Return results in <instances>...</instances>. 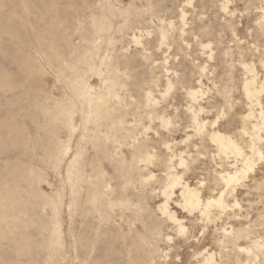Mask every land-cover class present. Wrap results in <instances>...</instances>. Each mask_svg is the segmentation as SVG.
Listing matches in <instances>:
<instances>
[{
  "label": "rangeland",
  "instance_id": "rangeland-1",
  "mask_svg": "<svg viewBox=\"0 0 264 264\" xmlns=\"http://www.w3.org/2000/svg\"><path fill=\"white\" fill-rule=\"evenodd\" d=\"M263 114L264 0H0V264H264Z\"/></svg>",
  "mask_w": 264,
  "mask_h": 264
},
{
  "label": "bare ground",
  "instance_id": "bare-ground-1",
  "mask_svg": "<svg viewBox=\"0 0 264 264\" xmlns=\"http://www.w3.org/2000/svg\"><path fill=\"white\" fill-rule=\"evenodd\" d=\"M191 2H189L188 4H190ZM222 5V4H221ZM226 5V4H225ZM224 6V5H223ZM227 7V6H226ZM224 9V8H223ZM227 10V9H226ZM180 11V10H179ZM181 15V14H180ZM184 20V19H183ZM171 23H172V21H171ZM173 25V24H172ZM184 25L185 24H183L182 26L184 27ZM171 26V25H170ZM181 29H183V28H181ZM183 31V30H182ZM140 32V31H139ZM146 32H148V31H146ZM145 32V33H146ZM138 35H140V34H138ZM142 35V34H141ZM149 36H151V35H149ZM136 38V37H135ZM134 38V39H135ZM150 38V37H149ZM137 41V40H136ZM134 43V42H133ZM138 45H140L139 44V41H138ZM167 60V59H166ZM168 61V60H167ZM156 63V62H155ZM158 63V62H157ZM168 71V70H167ZM166 71V72H167ZM200 80V79H199ZM169 81V80H168ZM262 81V80H261ZM253 82V81H252ZM199 83V82H198ZM247 83V82H246ZM254 83V82H253ZM262 83V82H261ZM167 85V84H166ZM171 86V85H170ZM173 86V85H172ZM246 86V85H245ZM244 86V87H245ZM248 86V85H247ZM258 86V85H257ZM203 87V86H202ZM167 88V87H166ZM169 88H171V87H169ZM172 90V89H171ZM168 91H169V89H168ZM195 91V90H194ZM260 91V90H259ZM205 92V91H204ZM169 93V92H168ZM196 93V92H195ZM245 93H246V96L248 97V98H253V97H255V96H257V94H259L258 93V91L257 90H253V91H250V90H248V89H246L245 90ZM149 94V93H148ZM191 94V93H190ZM146 95V94H145ZM151 95V94H150ZM189 95V94H188ZM192 96V94L189 96V97H191ZM147 97V96H146ZM192 97H194V96H192ZM191 97V98H192ZM190 98V99H191ZM148 99V98H147ZM192 100V99H191ZM199 100V99H198ZM193 101H194V99H193ZM148 102V101H147ZM198 102V101H197ZM257 103V102H256ZM261 105V104H260ZM201 111H202V109H201ZM196 112V111H195ZM249 112V111H248ZM259 112V111H258ZM263 112V111H262ZM200 113V112H199ZM202 113V112H201ZM199 115H201V114H199ZM261 115V114H260ZM264 115V114H263ZM197 116V115H196ZM263 117V116H262ZM261 117V118H262ZM258 119V118H257ZM256 119V120H257ZM264 119V118H263ZM196 122V121H195ZM198 123V122H197ZM205 125V124H204ZM214 125V124H213ZM259 125V124H258ZM201 126V125H200ZM198 127V126H197ZM258 128V127H257ZM200 129V127L198 128V130ZM259 129V128H258ZM258 129H256V130H258ZM263 129V128H262ZM200 131V130H199ZM259 131H260V129H259ZM258 136V135H257ZM256 136V137H257ZM226 137H228V136H226ZM226 137H224V136H222V135H220V134H214L213 135V137H212V140L213 141H216V142H219V144H220V146H221V148L222 149H230L232 152H235V153H233V154H236V153H238V151H237V149H236V147H235V143H233L229 138H226ZM239 147V146H238ZM239 150H241V149H239ZM259 153V152H258ZM257 153V154H258ZM242 154H244V153H242ZM256 154V153H255ZM261 154V153H260ZM238 155V154H237ZM246 155V154H245ZM259 155V154H258ZM258 155H256V156H258ZM239 156V155H238ZM237 156V157H238ZM243 156V155H242ZM240 157V156H239ZM248 157V156H247ZM260 157V156H259ZM241 158V157H240ZM258 158V157H257ZM261 158V157H260ZM262 159V158H261ZM261 159H260V161H261ZM171 160V159H170ZM245 160H246V158H245ZM244 160V161H245ZM259 160V159H258ZM172 161V160H171ZM170 161V162H171ZM179 161H182V160H179ZM250 161L249 160H247V163H249ZM183 163V162H182ZM246 164V163H245ZM180 165V164H179ZM182 165V164H181ZM244 167H246L247 168V166H244ZM243 167V168H244ZM253 167H255V166H253V165H249L248 166V169H246L247 170V172H248V170H251ZM243 170V169H242ZM240 171V170H239ZM251 171H253V170H251ZM238 172V171H237ZM236 172V173H237ZM241 172V171H240ZM250 172V171H249ZM236 173H234V174H236ZM242 173V172H241ZM224 174V173H223ZM222 174V175H223ZM243 174H244V172H243ZM220 175V174H219ZM233 175V174H232ZM246 176V175H245ZM220 178V177H219ZM221 178H223L222 176H221ZM220 178V179H221ZM173 179V178H172ZM223 181H224V183H225V185H224V189H226L225 188V186L226 187H229L232 183H238V179L236 178V175H233V176H230V174H229V176H227L226 178H224V179H222ZM179 182V181H178ZM178 182H177V184H178ZM175 183H176V181H175V179H174V182L172 183V185L170 186V188H173V186L175 185ZM239 184V183H238ZM178 185H180V184H178ZM233 186V185H232ZM183 187V186H182ZM236 187V186H235ZM183 190V192L182 193H180L181 194V196H182V200H184V202H182V204H185L184 206H188V205H191L192 206V208H196V207H198L199 205H200V199L198 198L199 196H198V194L199 193H196V192H193V191H191L190 190V188L189 189H187V188H185L184 189V187L182 188ZM163 190H164V188H163ZM166 190V189H165ZM194 190V189H193ZM224 191V190H223ZM222 191V192H223ZM162 192V191H161ZM167 192V191H166ZM166 192H164L163 193V195L164 194H166ZM161 196H162V194H161ZM167 196V195H166ZM220 196H221V194H220ZM218 197V196H217ZM169 198V197H168ZM223 198V197H222ZM168 200V199H167ZM216 200V199H215ZM222 203V202H221ZM162 204H163V202H162ZM165 204H166V202H165ZM211 204V201H205V207H207V206H209ZM167 205V204H166ZM226 205V204H225ZM165 206V205H164ZM204 206V205H203ZM223 207V206H222ZM219 208V207H218ZM230 208V207H229ZM203 209V208H202ZM205 210V209H204ZM209 210V209H208ZM223 210V209H222ZM211 211V210H210ZM226 211V210H225ZM233 211V210H232ZM161 212H163V211H161ZM203 212V211H202ZM221 212V211H220ZM164 213H165V211H164ZM166 213H167V211H166ZM165 213V214H166ZM171 213V212H170ZM164 216H166V215H164ZM169 221H174V222H176V220L174 219V217L173 216H169ZM219 219V218H218ZM217 219V220H218ZM184 231V230H183ZM183 231H181V232H183ZM227 232V231H226ZM226 232H225V234H226ZM228 233V232H227ZM229 233H230V231H229ZM244 248H242V250H243ZM247 252H248V250H246ZM202 256V255H201ZM167 259V258H166ZM207 262V261H206ZM209 263V262H208ZM151 264V263H150Z\"/></svg>",
  "mask_w": 264,
  "mask_h": 264
},
{
  "label": "crops",
  "instance_id": "crops-1",
  "mask_svg": "<svg viewBox=\"0 0 264 264\" xmlns=\"http://www.w3.org/2000/svg\"><path fill=\"white\" fill-rule=\"evenodd\" d=\"M213 137V136H212Z\"/></svg>",
  "mask_w": 264,
  "mask_h": 264
}]
</instances>
